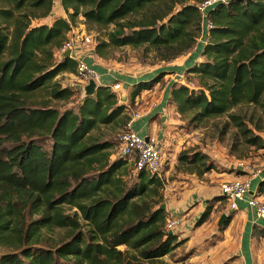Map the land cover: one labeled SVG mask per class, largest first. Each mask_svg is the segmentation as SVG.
Returning <instances> with one entry per match:
<instances>
[{
	"label": "trees",
	"instance_id": "16d2710c",
	"mask_svg": "<svg viewBox=\"0 0 264 264\" xmlns=\"http://www.w3.org/2000/svg\"><path fill=\"white\" fill-rule=\"evenodd\" d=\"M202 1L60 0L66 16L49 23L44 20L55 0H0V246L7 247L0 264H155L179 245L167 228L163 200L147 201L160 194L161 178L138 170L127 187L119 176L127 156L111 160L116 142L98 133L113 124L126 130L128 108L161 82L164 71L133 83L129 103L120 101L111 84H102L82 98L78 110L61 109L55 103L77 91L56 77L76 73L77 59L64 53L58 59L57 53L82 16L88 25L107 28L95 47L103 59L111 48L132 46L173 61L201 36ZM207 17L213 27L204 60L186 70L198 85L174 83L169 101L191 121L229 114L246 134L239 116L228 112L240 104H264V0L218 3ZM205 158L179 156L196 166L192 170L205 166ZM258 192L264 196V179ZM221 200L220 194L208 201L197 225ZM64 205L81 215L65 213ZM56 227L67 228L68 238L43 243L44 231ZM252 235L264 237V227L255 224Z\"/></svg>",
	"mask_w": 264,
	"mask_h": 264
},
{
	"label": "rangeland",
	"instance_id": "374dc122",
	"mask_svg": "<svg viewBox=\"0 0 264 264\" xmlns=\"http://www.w3.org/2000/svg\"><path fill=\"white\" fill-rule=\"evenodd\" d=\"M64 10L61 6L60 0H55L53 13L44 20V22H52L53 18L63 15ZM111 26L110 28H112ZM73 28L79 32H86L92 37V41L86 43L84 41H75V54L77 57H96L95 47L97 43L106 39L107 28H99L95 25H88L80 16L73 24ZM75 33H69V39L75 37ZM108 58L105 59V66L108 71H117L119 73L129 72L138 77L151 75L152 73L159 74L165 67L173 64L176 61L160 60L153 50L144 52L143 49L134 48L132 46H124L111 48L107 50ZM62 52L57 53V58L60 59ZM161 70V71H160ZM160 71V72H159ZM165 73L162 80L156 86L161 91L169 81L176 79L173 77V71L163 70ZM159 72V73H158ZM184 73V72H183ZM187 80L194 82L195 87L198 81L194 76L186 73ZM63 86H71L76 89L77 93L68 100H62L55 103L61 109L72 108L78 110L82 98L85 96L84 89L81 87L82 80L76 76V73L64 72L56 77ZM113 82V81H112ZM123 83V81H121ZM127 86L123 83L122 89L118 90L120 101L125 99L124 92ZM128 101V100H127ZM129 102V101H128ZM151 103H136L131 105L129 115L138 111L145 114L149 109ZM166 113L169 116L166 124L163 126L164 130L160 128L163 125L160 114H157L154 122L158 124V131L164 133L160 136L157 134L163 146L164 166L161 181L163 182L159 195H154L147 198V201L156 204L163 200V204L167 205L175 201L176 196L180 193L182 188L191 190L198 185H204L206 190H220V185L223 181H227L233 177L245 178L248 176L247 167L261 168L264 172V104H240L232 108L228 113L236 114L243 121V125L249 132L246 134L236 125L229 114L209 117L203 121H191V115H181L174 108L172 103H167ZM120 125L102 126L100 137L103 140H114L115 145L109 149L110 159H116L122 156V145L119 135L124 130ZM259 137L258 143L253 144L249 141L252 137ZM119 142V143H118ZM184 153L188 156L194 153H201L206 156L205 166L192 170L196 166L186 163L179 159V156ZM127 164L119 171V176L127 187H130L137 181L138 170L136 169L134 157H128ZM208 167L205 169V167ZM203 182V183H201ZM259 180L257 181V183ZM264 198V196H263ZM226 201L222 200L221 204L216 209L215 216L225 209ZM65 213L73 214L75 211L79 215L77 208H72L69 205H64ZM204 211V210H203ZM201 212L200 216L202 215ZM38 214H34L36 218ZM209 218V217H208ZM179 220V218L168 216L167 224L171 220ZM79 220L83 223L82 229L87 230L88 226L84 220L79 216ZM207 220V219H206ZM213 220V219H211ZM197 221V220H196ZM211 222V221H210ZM178 224L173 226L174 228ZM210 225H214L210 223ZM172 230V231H173ZM69 230L67 228L56 227L54 229H46L44 231L45 240L51 239L52 244H57L61 240L68 238ZM179 245L168 255L164 256L155 264H230L235 261V256H229L224 259L225 251L220 250L216 246L217 237L204 235L199 237L198 244L194 247L185 245L187 238H183L181 233H175ZM258 239L264 241V237L257 236ZM124 249V246H120ZM7 250V247L0 246V252Z\"/></svg>",
	"mask_w": 264,
	"mask_h": 264
},
{
	"label": "crops",
	"instance_id": "0c3cea01",
	"mask_svg": "<svg viewBox=\"0 0 264 264\" xmlns=\"http://www.w3.org/2000/svg\"><path fill=\"white\" fill-rule=\"evenodd\" d=\"M63 15L66 16L65 12ZM205 44L206 42L202 41V37H200L193 49L177 58L173 64L168 65L161 70L173 71V77L183 72L186 73V70L194 63L204 60L202 51ZM72 56H74V54H72ZM82 58L101 72L102 84H111L114 80L123 81V83L127 86V89L125 90L126 92H124L125 99L121 100V102L124 103H129V90L133 83L138 82L139 80H147L155 76V73H152L151 75L136 78V75L133 73L108 71V69L104 67L105 59L100 57L97 53L96 57ZM188 75L193 76L194 74L188 73ZM174 83H176L175 79L169 81L161 91L158 90L157 86H155L152 90H146L136 101V103L152 104L149 109L145 111V114H142V117L134 121L132 125L133 129H135L139 134L153 135L156 137L157 134L159 136L160 134H164L160 132L161 130L158 131V124L154 121L156 119L155 116L160 114L161 120L163 121V125L162 127L160 126V128L164 130V125L167 120H169L166 108L167 103H170L171 89ZM260 179H264V172L262 173V176L253 180V187L257 185L256 181ZM182 190L185 191H180V193L176 196L175 201L167 205L166 210L168 216L170 215L171 217L180 219L178 225L172 232L174 234L181 233L183 238L188 237L185 245L188 247H194L198 244L199 237H202V235H204L207 239L210 238L209 236H214L218 239L216 246H219L220 250L225 251L224 259L231 255L236 257L235 261L230 264H264V241H261V239H258L257 236L252 235L253 226L258 224L264 227V220L257 219L253 214V211L243 202L240 203V208L238 210H229L226 202L225 209L221 211L216 218H212L218 208V205L221 204V200L216 202L215 208L209 218H207V220H205L202 224L197 225V221L201 217L200 214L203 210H205L208 201L214 196L220 195V190H206L204 185H198L191 190H187L186 188H182ZM223 213L232 215L224 226V223L219 226L218 221ZM210 223H214V225H210Z\"/></svg>",
	"mask_w": 264,
	"mask_h": 264
},
{
	"label": "built area",
	"instance_id": "2783aa9c",
	"mask_svg": "<svg viewBox=\"0 0 264 264\" xmlns=\"http://www.w3.org/2000/svg\"><path fill=\"white\" fill-rule=\"evenodd\" d=\"M230 0H204L199 3V8L203 13V24H202V41L208 42L209 40V29L213 27V24L208 19L207 14L209 9L217 5L218 3H228ZM76 35L72 39H68L65 45L61 48V52L65 53L67 50H71V57L77 59V72L76 76L82 80L81 87L88 84L90 80H94L97 84H102L101 72L87 63L82 57H77L75 54V41H84L89 43L92 41L91 35L86 32L76 31L73 27L72 30ZM186 73L177 75L175 79L178 85H187L189 87H195V84L191 80H187L185 77ZM112 89L118 91L122 89L123 83L120 80H114L112 83ZM142 113L135 111L131 115V119L128 122L127 129L123 130L120 135V142L122 145L121 152L124 156L134 157L135 165L137 170H146L152 174H156L162 178L164 157H163V146L160 140L153 135H141L132 125L134 121L140 119ZM146 137L148 139L146 140ZM246 172L248 174L245 178H233L231 180L223 181L220 185V194L224 196L227 202L229 210H238L240 203L243 202L246 206L253 211V214L257 219L264 220V198L258 192V183L253 187V180L257 177L262 176L261 168L247 167ZM261 180V179H260ZM179 220H171L167 224V228L172 231L173 226L178 224Z\"/></svg>",
	"mask_w": 264,
	"mask_h": 264
},
{
	"label": "water",
	"instance_id": "95a60500",
	"mask_svg": "<svg viewBox=\"0 0 264 264\" xmlns=\"http://www.w3.org/2000/svg\"><path fill=\"white\" fill-rule=\"evenodd\" d=\"M65 56H71V50H67L65 53H64ZM102 85V84H97L96 81L94 80H90L88 84L84 85L83 86V89H84V93H85V96H92L96 93V90L99 88V86ZM148 139V137H146V140ZM162 208H166V205L163 204L162 205ZM229 216V214L227 213H223L218 221V225L221 226L225 220L227 219V217ZM170 233H172V231H170Z\"/></svg>",
	"mask_w": 264,
	"mask_h": 264
}]
</instances>
